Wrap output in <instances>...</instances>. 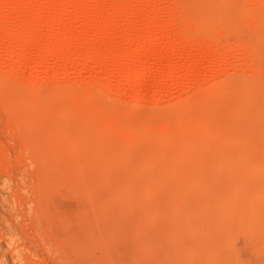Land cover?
<instances>
[{"label":"rangeland","instance_id":"1","mask_svg":"<svg viewBox=\"0 0 264 264\" xmlns=\"http://www.w3.org/2000/svg\"><path fill=\"white\" fill-rule=\"evenodd\" d=\"M205 2L0 0V264H217L216 235L191 216L210 199L197 173L219 174L213 162L230 148V190L262 177L252 163L264 90L251 84L264 85V29L253 18L264 0H230L228 11ZM125 65L147 80L132 84ZM176 128L194 147L179 158L187 178L134 180L150 165L120 145ZM252 216L230 212L218 236L230 263L264 264Z\"/></svg>","mask_w":264,"mask_h":264},{"label":"bare ground","instance_id":"2","mask_svg":"<svg viewBox=\"0 0 264 264\" xmlns=\"http://www.w3.org/2000/svg\"><path fill=\"white\" fill-rule=\"evenodd\" d=\"M205 2V0H203ZM213 1V0H212ZM191 2V1H190ZM220 2V1H219ZM240 2H242V0H240ZM188 3V2H187ZM193 3V2H192ZM203 3V2H202ZM221 3V2H220ZM230 0H222V4L224 7L227 8V11L228 9H230ZM197 4V3H196ZM206 4V2H205ZM208 4V3H207ZM206 4V5H207ZM214 4V3H213ZM220 5V6H221ZM243 5V3H242ZM259 5V3H258ZM189 6V5H188ZM187 5L186 7L189 8ZM215 6V5H213ZM212 6V7H213ZM235 6H236V3H235ZM191 7H192V4H191ZM203 7V6H202ZM205 7V5H204ZM208 7V6H207ZM223 8V7H222ZM261 8V7H260ZM203 9V8H201ZM211 9V8H210ZM234 9V8H233ZM215 10H217L215 8ZM214 10V11H215ZM219 10V9H218ZM225 10V8L223 9ZM242 10V16L243 17H248L246 16L245 14H247V10L245 12V9H241ZM235 13H236V9H234ZM204 12V11H203ZM206 12L208 13V11L206 10ZM205 12V13H206ZM226 12V10H225ZM251 12V11H250ZM256 12V11H255ZM253 12V16H255L256 14L258 15L259 12L255 13ZM227 13V12H226ZM263 13V12H262ZM219 14V13H218ZM221 14V13H220ZM223 15V14H222ZM222 15H221V18H222ZM264 15V14H263ZM205 17H207V15L205 14L204 15ZM214 16V15H213ZM224 16V15H223ZM228 16V14H227ZM200 16L197 17V19H199ZM259 17V15H258ZM258 17H253L254 19L258 20L256 22L259 26H262L263 29H264V16L263 17H260L261 19H259ZM225 18V17H224ZM230 17L227 18V23L228 25H230ZM237 18V17H236ZM240 19V17H238ZM214 19V17L212 18ZM237 19V21L239 20ZM244 19H247V18H244ZM249 19V18H248ZM247 19V22H249V20ZM201 20V19H200ZM210 20V19H209ZM218 20L217 19V24H218ZM223 20V18H222ZM194 21V20H193ZM221 21V19H220ZM241 21L240 23H243L242 21L243 20H239ZM198 22L200 23V21L198 20ZM197 23V22H196ZM222 22H220V26L222 25L221 24ZM223 21V24L222 26L225 27V24H227ZM202 24H207V22L203 23L201 22V25L200 26H204ZM216 24V25H217ZM248 24V23H246ZM199 25V24H198ZM206 25V27H207ZM214 25V23H213ZM245 25V23H244ZM150 26V25H149ZM219 26V25H218ZM246 26V25H245ZM209 27H212V25H209ZM151 28V27H150ZM226 28V27H225ZM230 28V27H229ZM228 28V30H229ZM212 29V28H211ZM210 29V30H211ZM169 31V30H168ZM262 33V35H260V33ZM259 33V39L261 41H264V30H260ZM164 35V34H163ZM166 35V34H165ZM161 36V35H160ZM190 37V36H189ZM9 38V37H8ZM129 39L131 37H128ZM127 38V39H128ZM136 38H139V37H136ZM193 38V37H192ZM132 40V39H131ZM130 41V44H132V41ZM139 40H141L139 38ZM187 41H189L188 39H186ZM192 40V39H190ZM138 41V40H137ZM136 41V42H137ZM128 43V40L126 41ZM133 42H134V39H133ZM142 42V40H141ZM140 42V43H141ZM139 44V42H137ZM188 43V42H187ZM187 43L185 44L186 46ZM188 44H190L191 46H194L196 47L195 49H198L197 47L199 46V44H197V41H190ZM202 44V43H201ZM200 44V45H201ZM189 47V46H188ZM201 47V46H200ZM190 48V47H189ZM193 48V47H191ZM200 49V48H199ZM63 50V49H62ZM61 50V51H62ZM65 50V49H64ZM151 50V49H149ZM77 51V50H76ZM91 51V50H90ZM136 51V50H135ZM137 51H140L137 50ZM135 52L134 56L137 55L138 56V52ZM146 51V50H145ZM143 50L140 51V53L142 52H145ZM66 52V50H65ZM64 52V53H65ZM72 52V51H70ZM79 52V51H78ZM95 52V51H94ZM63 53V52H61ZM69 53V52H68ZM76 52H73L72 55H75ZM88 53L90 54V52L88 51ZM93 53V52H92ZM91 53V54H92ZM138 53V54H137ZM156 53V51H155ZM162 53V52H160ZM160 53H159V59H157V64L159 65L160 62H162L161 59H163L164 57V54L160 56ZM60 54V53H58ZM133 54V53H132ZM132 54L128 55L129 57L132 56ZM145 54H148L145 52ZM153 54H154V51H153ZM141 55V54H140ZM151 55V54H150ZM64 56V55H63ZM89 56V55H87ZM96 56H98L96 54ZM100 56V55H99ZM127 56V58H128ZM154 56V55H153ZM90 57V56H89ZM95 57V56H94ZM109 57V56H108ZM158 58V57H156ZM155 59V58H154ZM156 60V59H155ZM153 63H156V61H153ZM155 65V64H154ZM170 66V65H169ZM173 68L174 66L171 65L170 67V72L173 71ZM133 69V68H132ZM128 65H125L124 66V74H128V73H134V79L132 80V84H135V85H140L142 83H144L148 77H146L144 75V73L142 72V70L136 68V69H133L132 70ZM169 72V73H170ZM262 81H257V82H254L251 84L252 88L255 87L256 89V92L260 94V92L262 90H264V85L261 83ZM238 83L237 85H240V83L242 82H236ZM235 83V86H237ZM257 83V84H256ZM230 84V83H228ZM228 84H224V88L227 87H230V85L228 86ZM234 85V83L231 84V87ZM248 86V85H246ZM230 87V89H231ZM234 87V86H233ZM244 87V86H243ZM249 87V86H248ZM241 88V87H239ZM244 88H247V87H244ZM243 88V89H244ZM228 88H226L225 90L227 91ZM235 89V88H234ZM250 89V88H249ZM242 90V89H241ZM234 91V90H233ZM243 91V90H242ZM224 93V92H223ZM230 93V92H229ZM228 91L227 93H224V94H229ZM234 93V92H233ZM256 93V94H257ZM247 94V93H246ZM245 94V95H246ZM222 97L224 96L223 94H221ZM219 95V96H221ZM231 95V94H229ZM233 95V94H232ZM237 95V93H236ZM261 96V95H260ZM228 97V95H227ZM238 97V96H236ZM217 98V97H216ZM221 98V97H219ZM249 98V97H248ZM242 99V98H241ZM246 99V98H244ZM258 99L260 100V97H258ZM235 101V100H234ZM237 101V100H236ZM241 101V100H239ZM256 103V102H255ZM177 104V103H176ZM229 104V102H228ZM236 104V103H235ZM185 105H181L180 109H182L183 112H185V108L186 107H183ZM201 106V105H200ZM228 105H226L225 107H227ZM230 106V105H229ZM182 107V108H181ZM188 107V106H187ZM195 107V106H194ZM252 107V106H251ZM250 107V108H251ZM172 108V107H171ZM177 108V107H176ZM249 108V109H250ZM228 109V108H227ZM188 110V109H187ZM192 110V109H190ZM188 110V112L190 111ZM203 110V109H202ZM174 111V110H173ZM181 111V112H182ZM230 112V111H229ZM180 113V112H179ZM178 113V114H179ZM192 113V112H191ZM198 112H196L197 114ZM173 114V113H172ZM171 114V115H172ZM185 114V113H184ZM199 114V113H198ZM179 116V115H178ZM199 116V115H198ZM227 116V115H226ZM231 116V115H230ZM108 117V116H107ZM106 117V118H107ZM175 117V116H174ZM177 117V116H176ZM183 117V116H182ZM258 117V116H257ZM190 118V117H189ZM178 119V117H177ZM194 119V118H192ZM191 119V120H192ZM55 120V119H54ZM230 120V119H228ZM227 120V121H228ZM53 121V120H52ZM51 121V122H52ZM80 126V125H79ZM179 128V127H178ZM186 128V127H185ZM105 129V128H104ZM112 129V128H111ZM180 129V128H179ZM154 130V129H153ZM186 130V129H184ZM230 130V129H229ZM174 133H166V132H156V130L153 132V133H145L144 135V143L142 145H138V146H133V144L131 143H123L121 144L120 146L124 147L123 149L124 150H129V152H139L140 154H142V156L145 157L147 163L150 165V169L144 173H140V172H135V179L136 178H148L149 180H161V181H168V180H179V181H183L184 179H186V175H183L184 173L180 172L181 168L183 169L182 166H185L186 167V164L185 163H181L179 158L183 157L185 154L191 152V151H194V147L191 146V143L188 142V138H186V136H180L181 134L183 135V133L180 134L179 130L176 128L173 130ZM91 133V132H90ZM202 133V131H201ZM264 133V132H263ZM261 134V133H260ZM264 135V134H263ZM73 136V135H72ZM193 136V135H192ZM205 136V135H204ZM253 136V135H252ZM257 136V135H255ZM69 137V136H68ZM241 137V136H240ZM248 137H251V136H248ZM74 138V137H73ZM142 138V139H143ZM191 138V137H190ZM195 138H198V135L196 136L195 135ZM260 137H258L259 139ZM76 139V138H75ZM122 139V138H121ZM239 140V138H237ZM109 140V139H108ZM264 140V139H262ZM220 143V142H219ZM258 144L257 146V153L259 154L255 161L252 163V168L256 169V170H259L260 173L262 172V177H260V179L255 183H246V179L247 177H249V175H244L241 177V179L239 180V182H235L233 183L234 185L231 184V190H230V178H227V173L230 172V148L228 149H223V153L222 156L220 155L219 158H216V160L213 162V169L215 168H220V169H223L219 174L218 173H213L212 175H208L206 174V172L204 171L203 167L202 166H205L204 163L206 162H201L202 163V166H198V163L196 164V169H198V171H202L203 169V174L201 173H197L198 177L202 178L208 185L209 189H210V199L208 200V202L204 205L203 208H199V209H195L193 211L195 212H191V216L193 217H197L199 219V224L201 226V232L202 234L204 233L205 234V230H209V231H212L211 233L215 234L216 238H214L215 240V246H216V250H217V264H233L234 261L232 263H230V255H227V254H222L221 252V249L223 248L222 247V243L221 241H219L218 239V236L221 234H223V231H225L226 228H228V226H230V212H232L235 216V218L237 219L239 216V214H245L247 216H252L253 218H259V221H260V228H259V231L258 233L262 236H264V143H259V140L258 142H256ZM120 144V143H119ZM135 144V143H134ZM82 143H81V148H82ZM220 145V144H219ZM247 145V144H246ZM234 146V145H233ZM239 146V145H238ZM78 147V149H80L81 151V148ZM84 147V146H83ZM118 147V146H117ZM238 150V147L236 148ZM235 149V150H236ZM78 151V153L80 152ZM227 151V152H226ZM202 152V151H201ZM77 153V154H78ZM203 153V152H202ZM85 154V153H84ZM80 155V154H79ZM78 155V157H79ZM91 155V154H90ZM245 157V156H244ZM81 158V157H79ZM176 159V160H175ZM200 163V162H199ZM200 163V164H201ZM194 165V164H193ZM195 166V165H194ZM184 167V168H185ZM234 170V169H233ZM130 171V170H129ZM205 172V173H204ZM257 173V171H254ZM123 173V172H122ZM254 175V174H253ZM255 176V175H254ZM186 177V178H185ZM239 176H237V179ZM259 177V176H257ZM125 179V178H124ZM133 179V178H132ZM139 183V182H138ZM141 183V182H140ZM152 184V183H151ZM239 185H241L239 187ZM186 186V185H185ZM145 187V186H144ZM186 189V188H185ZM140 191H142L140 188H139ZM178 192V191H177ZM141 194V193H140ZM146 195V194H145ZM142 196V195H139V197ZM175 197V195H174ZM141 198V197H140ZM165 198V197H164ZM142 199V198H141ZM138 200V199H137ZM141 201V200H139ZM172 201V200H171ZM143 202V200H142ZM186 202V200H185ZM146 203V202H145ZM184 204V203H183ZM161 206H162V203H161ZM148 207V206H147ZM186 207V206H185ZM139 208V207H138ZM166 208V207H165ZM171 208V207H170ZM144 209V208H143ZM164 209V207H163ZM162 209V210H163ZM184 211H185V208H183ZM149 210V208H148ZM155 209H153L152 211H154ZM166 210V209H165ZM144 211V210H143ZM189 211V210H188ZM162 212V211H161ZM151 213V212H150ZM168 214V212H167ZM181 214V213H179ZM149 215V214H148ZM170 216V215H169ZM181 216V215H180ZM190 216V215H189ZM148 217V216H147ZM160 217V215H159ZM146 218V217H145ZM172 218V217H171ZM178 218V217H177ZM184 218V217H183ZM152 219V217H151ZM247 219V217H246ZM144 220V219H143ZM184 220V219H183ZM185 221V220H184ZM194 221V220H193ZM253 221V220H252ZM149 222V220H148ZM246 222V221H245ZM185 224V223H184ZM237 224V223H236ZM145 225V223H144ZM245 225L246 223H244V228H245ZM138 226V225H137ZM238 226V225H237ZM185 227V225H184ZM184 229V228H183ZM193 229V228H192ZM186 230V229H185ZM184 230V231H185ZM233 230H235L233 228ZM232 230V231H233ZM237 230V229H236ZM242 230H243V227H242ZM246 231V228L244 230V232ZM172 232V230H171ZM248 232V231H246ZM198 233V232H197ZM185 235H187L186 233H184ZM201 234V233H200ZM201 234V235H202ZM203 234V235H204ZM199 235V233H198ZM202 235V236H203ZM188 236V235H187ZM186 236V237H187ZM261 237V236H260ZM259 238V237H258ZM256 238V239H258ZM259 240V239H258ZM260 244V243H259ZM199 246V245H198ZM204 253V252H203ZM204 254H202L203 256ZM234 257V255H233ZM197 258H195L194 260H196ZM205 262V261H204ZM184 263V262H183ZM188 262H185L184 264H186ZM207 263V262H206Z\"/></svg>","mask_w":264,"mask_h":264}]
</instances>
